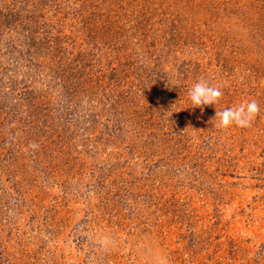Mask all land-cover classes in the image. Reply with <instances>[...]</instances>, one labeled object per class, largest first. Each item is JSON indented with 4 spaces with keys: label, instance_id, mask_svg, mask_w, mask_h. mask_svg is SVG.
<instances>
[{
    "label": "rangeland",
    "instance_id": "rangeland-1",
    "mask_svg": "<svg viewBox=\"0 0 264 264\" xmlns=\"http://www.w3.org/2000/svg\"><path fill=\"white\" fill-rule=\"evenodd\" d=\"M0 264H264V0H0Z\"/></svg>",
    "mask_w": 264,
    "mask_h": 264
},
{
    "label": "clouds",
    "instance_id": "clouds-1",
    "mask_svg": "<svg viewBox=\"0 0 264 264\" xmlns=\"http://www.w3.org/2000/svg\"><path fill=\"white\" fill-rule=\"evenodd\" d=\"M222 96L223 92L219 87L211 86L203 79L194 83L188 91L193 108L215 106ZM259 111V105L255 100L245 101L238 106L216 112L214 120H217V126L223 129L233 125L244 128L251 124Z\"/></svg>",
    "mask_w": 264,
    "mask_h": 264
}]
</instances>
